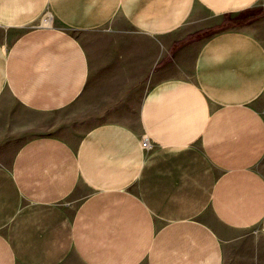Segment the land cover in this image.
Listing matches in <instances>:
<instances>
[{
    "label": "crops",
    "instance_id": "crops-1",
    "mask_svg": "<svg viewBox=\"0 0 264 264\" xmlns=\"http://www.w3.org/2000/svg\"><path fill=\"white\" fill-rule=\"evenodd\" d=\"M263 96L264 0H0V264H264Z\"/></svg>",
    "mask_w": 264,
    "mask_h": 264
},
{
    "label": "rangeland",
    "instance_id": "rangeland-1",
    "mask_svg": "<svg viewBox=\"0 0 264 264\" xmlns=\"http://www.w3.org/2000/svg\"><path fill=\"white\" fill-rule=\"evenodd\" d=\"M259 7H260L259 5L255 6L253 11L249 13V14H252L254 16L252 17L255 19H260L263 17V13L261 12ZM245 19L246 18L244 17L243 13L239 15H234V16L228 15L227 17L224 18L225 21H223V23H221L219 26L211 28L209 30H205L204 32L199 33L198 35L193 36V37H201V36H204L203 34H206V33L208 34V32H213L219 28H225L228 26H232L234 24L236 25L242 24V22ZM43 20L49 21L48 15H45ZM190 29H191V25L186 24L178 31V33L183 34V33H187V31L192 32ZM14 31L11 30V31L5 32L6 45H8L9 42L14 37L15 35ZM190 38H192V36H188V39ZM3 97H5L8 103L11 104L13 111H17L18 113L20 112L24 116L30 119H35L38 122L36 130H35L36 134H55V135H59L67 139L75 140L83 132V130L89 125L88 122L82 121L83 110L78 102H75L69 105L68 107L62 110L56 111V112L31 113V112H25L21 110L13 101H11L8 94H4ZM72 204H74V202H72ZM253 231L255 232V234H258L256 227L253 229ZM263 257H264V254H263Z\"/></svg>",
    "mask_w": 264,
    "mask_h": 264
},
{
    "label": "built area",
    "instance_id": "built-area-1",
    "mask_svg": "<svg viewBox=\"0 0 264 264\" xmlns=\"http://www.w3.org/2000/svg\"><path fill=\"white\" fill-rule=\"evenodd\" d=\"M50 17V15L48 16V18ZM46 18V17H45ZM141 146L148 150L151 148V144L149 143L148 139L147 138H143L142 141H141Z\"/></svg>",
    "mask_w": 264,
    "mask_h": 264
},
{
    "label": "bare ground",
    "instance_id": "bare-ground-1",
    "mask_svg": "<svg viewBox=\"0 0 264 264\" xmlns=\"http://www.w3.org/2000/svg\"><path fill=\"white\" fill-rule=\"evenodd\" d=\"M43 21H44L45 23H47V22H48V20H43ZM44 22H43V23H44Z\"/></svg>",
    "mask_w": 264,
    "mask_h": 264
}]
</instances>
